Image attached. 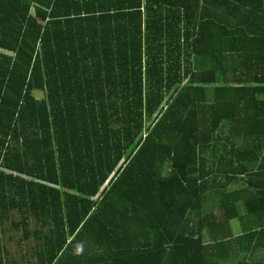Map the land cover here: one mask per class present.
I'll use <instances>...</instances> for the list:
<instances>
[{
	"label": "trees",
	"instance_id": "16d2710c",
	"mask_svg": "<svg viewBox=\"0 0 264 264\" xmlns=\"http://www.w3.org/2000/svg\"><path fill=\"white\" fill-rule=\"evenodd\" d=\"M262 249L264 0H0V264Z\"/></svg>",
	"mask_w": 264,
	"mask_h": 264
},
{
	"label": "crops",
	"instance_id": "0c3cea01",
	"mask_svg": "<svg viewBox=\"0 0 264 264\" xmlns=\"http://www.w3.org/2000/svg\"><path fill=\"white\" fill-rule=\"evenodd\" d=\"M244 211L241 210V214H243ZM237 222V224L239 225L238 220H235V223ZM231 226H232V222H231ZM238 232L240 233V228L238 229ZM233 233L235 234V232L233 231ZM238 234V233H237ZM256 258L258 260V264H264V249L259 250L256 254Z\"/></svg>",
	"mask_w": 264,
	"mask_h": 264
},
{
	"label": "water",
	"instance_id": "95a60500",
	"mask_svg": "<svg viewBox=\"0 0 264 264\" xmlns=\"http://www.w3.org/2000/svg\"><path fill=\"white\" fill-rule=\"evenodd\" d=\"M32 96L38 100H41L45 97L44 95V91L43 90H40V89H34L32 91Z\"/></svg>",
	"mask_w": 264,
	"mask_h": 264
},
{
	"label": "rangeland",
	"instance_id": "374dc122",
	"mask_svg": "<svg viewBox=\"0 0 264 264\" xmlns=\"http://www.w3.org/2000/svg\"><path fill=\"white\" fill-rule=\"evenodd\" d=\"M238 229H239V225L237 224V222L235 223V220L232 221V230L235 232V234L239 233Z\"/></svg>",
	"mask_w": 264,
	"mask_h": 264
}]
</instances>
